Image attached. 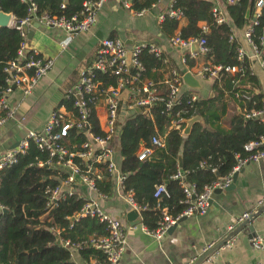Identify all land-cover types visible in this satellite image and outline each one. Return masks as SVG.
Returning <instances> with one entry per match:
<instances>
[{"label":"trees","instance_id":"trees-1","mask_svg":"<svg viewBox=\"0 0 264 264\" xmlns=\"http://www.w3.org/2000/svg\"><path fill=\"white\" fill-rule=\"evenodd\" d=\"M31 1L36 8V17L42 14L70 17L80 10L81 3L86 0H66L63 9L59 8L61 0ZM254 1L238 0L235 5H224L226 21L217 24L211 13L213 6L210 1L172 0L173 9L181 13V21L165 16L159 25V32L163 37L170 38L177 33L182 40L201 38L203 34L200 25L206 27L207 34L204 37L208 52L199 56L198 60L187 59L186 66L189 69L198 64H195L196 61H201L209 65H242L245 73L243 77L220 73L211 80L209 95L183 86L171 109L166 110L163 103H154L147 114L134 111L119 126L117 144L121 158L120 174L124 176L122 191L124 194L131 193L139 208L141 225L146 230L156 227L162 209H166L171 217H176L182 211L181 191L176 181L171 180L177 170L187 173L186 181L192 183L196 193H199L204 186L227 175L234 165L233 156L241 153L243 145L256 141L263 132V127L257 120L243 119L240 113L228 111L230 103L241 112L242 109H259L263 102L255 78L248 74L247 61L239 63L235 59L238 42L229 40L231 29L240 32L249 24ZM157 2L158 0H132L131 8L134 11L148 9ZM247 10L249 14L246 18ZM0 11L10 14L14 23H17L27 17L28 7L18 0H0ZM263 29L264 5L257 18V26L253 29L255 43L258 37L262 36L264 39ZM22 42L19 32L14 28L0 29V95L5 88L4 67L15 58ZM139 61L143 71L138 80H150L158 84L162 94L168 87L165 82L173 79L169 72L175 70L181 75L174 63L164 55L155 58L143 52ZM131 73L134 70L131 69ZM92 74L93 81L98 85L96 91L87 96L92 100L87 121L89 132L101 137L103 134L95 118L93 105L96 106L103 100V92L107 86H115L116 78L97 71ZM234 93H246L249 100L244 102L234 99ZM191 94L196 96L194 102L190 101ZM73 103V99H61L57 107H63L75 119L77 113ZM178 118L186 121L197 119L187 136L169 129L170 122ZM153 137L163 139V148L151 146ZM84 142V133L72 127L60 143L68 152H82ZM140 146L152 150L150 157L142 162L135 155ZM47 161V154L38 150L33 142H29L24 154L17 157L16 163L0 171V264H71L70 253L61 246V241L80 245L77 253L84 262L94 258L97 264H101V253L88 247L87 241L91 237L105 236V224L88 216L70 222L86 201L76 195H64L55 202L53 209L48 210L46 207L48 193L57 188L65 178V174L46 167ZM74 162L79 168L84 165L77 159ZM38 163L42 166L38 167ZM92 166L104 172L103 179L94 183L96 192L106 198L110 197L112 182L104 171L106 165L92 163ZM158 185L165 187L168 197H161L159 200L153 198L154 187ZM51 228L57 234L51 233ZM32 250L35 252L28 253Z\"/></svg>","mask_w":264,"mask_h":264},{"label":"built area","instance_id":"built-area-1","mask_svg":"<svg viewBox=\"0 0 264 264\" xmlns=\"http://www.w3.org/2000/svg\"><path fill=\"white\" fill-rule=\"evenodd\" d=\"M18 1L27 5L28 14L25 19L17 22L18 26H16V23L14 22L10 26L19 32L23 42L17 50L15 58L8 61L3 70L6 77L4 80L5 88L0 95V129H2L9 119H13L14 117V110L10 108L7 103L8 97L11 95L12 91H18L22 97L28 96L36 83L41 78L45 77L53 65L51 59L43 58L39 55L37 50L27 46L26 37L21 27L23 25L29 27L30 23L34 22L40 27L61 31L69 41L75 35L87 33L95 25L96 12L105 0L83 1L80 10L70 17H65L63 15L52 16L48 14H42L36 17V8L31 0ZM159 1L160 0H158V2ZM207 1L212 3L213 7L211 13L215 16L217 24H222L225 21L222 11L223 5L230 6L238 3V0ZM65 2L66 0H61L60 9L64 8ZM118 3L122 9L128 11L136 18H141L157 5V3L152 4L148 9L134 11L131 8L132 0H118ZM263 5L264 0L254 1L252 5L251 19L243 31V39L250 48V54L247 55L239 46L236 50L235 57L236 61L239 63L244 60L247 61L248 74L253 77L254 75L250 70L249 60H255L264 73V39L261 36L256 39V43L253 41V29L257 26V18L260 15ZM165 16L176 21H181L182 19L180 11L173 9L172 3L163 14L161 13L158 15V24L162 23ZM200 31L203 36L199 39L182 40L178 37L177 33L169 38V44L173 48L178 49V51H181V65L185 66L187 59H194L203 56L208 52L204 37L207 34V29L205 26L200 25ZM229 40H234L232 33ZM66 42L67 41L65 40L63 43ZM193 45H196V51H191ZM143 52H146L155 58H160L163 55L162 49L154 44L137 43L130 48H127L118 39L107 38L99 41L97 43L95 57L91 66L81 71L78 74V79L74 85L70 89L64 91L62 99L66 101L73 99V108L77 113V117L73 119L63 107H59L52 111L42 131H28L25 134V137L20 140L14 148L0 155V171L14 165L17 157L24 154L28 147V143L33 142L38 150L47 154L48 161L45 163L46 167H50L65 174V178L60 185L48 193L46 203L48 210L53 209L55 202L64 195H76L78 198L82 199L79 195L73 192L74 187L79 186L92 191L101 200L106 199L105 196L98 194L94 187L95 181L103 179L104 172L95 169L92 166V163H104L106 165L104 171L110 178L116 172V168L112 162V149L110 144L114 141L115 133L120 126V122H118L120 103L119 94L122 91H126L127 98L125 105L126 110L129 112V116H131L136 109H138V112L140 113L147 114L149 108L154 103H163L166 110L171 109L184 86L182 82L184 72L181 73V75H178L175 70L169 72L173 79L169 82H165L168 87L164 94L160 92L158 84H155L150 80L139 81V74L143 71L139 56ZM163 63H166V60H163ZM131 69L134 70V73H131ZM93 71L102 74L107 73L116 78L115 86L113 87L109 85L103 92L104 98L101 102L103 104L104 123L102 129L96 113L97 105H93L95 118L97 119L98 126L103 134L101 137L94 136L89 132V123L87 121L91 112L90 105L92 104L91 98H87V96L93 94L98 85L93 81ZM220 73L243 77L245 72L242 65L221 66L209 65L206 63L200 65L194 73H191V75L200 80H212ZM233 98L241 99L244 102L249 100V96L246 93H234ZM195 100L196 96L191 94L190 101L194 102ZM238 113H240L243 119L257 120L263 127L262 134L256 141H251L243 145L241 153H237L233 156L234 165L227 175L204 186L199 193H196L195 187L192 183L186 181L187 173L177 170L171 176V180L176 181L181 191L182 199L180 200V204L183 205V209L176 217L169 216L166 209H162L160 211V219L156 223L154 229L146 230L142 227L141 230L143 233L151 240L160 242L168 230L181 218L204 215L209 207V200L213 192L215 190L222 191L228 188L232 182L233 174L238 173L240 169L250 163H264V102H262L259 109L252 108L249 111L242 109V111ZM186 122V120L181 118L172 120L169 129L178 131L182 135ZM72 127L84 133L85 142L82 144V152H68L60 143L66 136V132ZM163 145V139L154 137L151 139L152 147L163 148ZM151 153V149L140 146L135 154L136 159L139 162H142L148 159ZM74 159L82 161L84 165L79 168L74 162ZM89 162L91 164H89ZM37 166L41 167L42 164L38 163ZM211 172L213 173L214 169H212ZM118 179L121 181L122 185L124 176L120 174L118 175ZM64 187L66 190H64ZM124 196L129 207L139 211L138 206L133 201L131 193L128 192L124 194ZM161 197H168L165 187L163 185L155 186L153 198L159 200ZM85 201L86 203H84L79 212L74 214L71 219L76 221L88 216L96 218L100 223H104L106 235L89 238L87 246L101 253L103 257L101 264H118L125 251V237L121 224L117 220L106 215L99 207L97 201ZM247 217L248 215H243L238 220V223L245 220ZM49 231L51 233H56L53 228ZM263 242L262 237H254L250 239V246L256 251H262ZM230 244V241H227L223 247L228 248L230 247ZM61 246L70 253V256L80 248V245H70L68 241H61ZM195 260L196 259L194 258L191 259L188 264H193Z\"/></svg>","mask_w":264,"mask_h":264},{"label":"crops","instance_id":"crops-1","mask_svg":"<svg viewBox=\"0 0 264 264\" xmlns=\"http://www.w3.org/2000/svg\"><path fill=\"white\" fill-rule=\"evenodd\" d=\"M171 3L172 0H160L155 8L141 18H136L122 9L118 0H105L96 12L95 25L87 33L75 35L69 41L59 30L40 26L37 29L29 27L33 31V36L28 47L37 50L43 58L51 59L53 65L28 96L22 97L18 91L13 90L8 97L7 103L14 110V117L0 129V155L15 147L28 131H42L50 113L59 108L57 105L63 98L64 91L74 85L81 71L91 66L97 43L103 39L109 37L118 39L127 48L137 43L154 44L162 49L163 55L174 63L180 73H194L203 63L196 61L195 64H198L190 69L186 65H181V51L173 48L168 42L169 38L163 37L159 32L160 24L157 17L163 14ZM222 11L226 21L224 5ZM231 31L234 40L237 42L239 40V46L240 41L245 43L244 30L237 32L231 29ZM65 40L67 42L63 43ZM246 46L248 47L247 44ZM243 51L247 55L250 54L249 47L248 50L243 49ZM196 59L200 58L196 57L192 60ZM255 62L249 60L250 70L256 79L252 65ZM195 79L202 85L199 91L209 95L211 80ZM259 86L264 102V94ZM123 92L125 95L121 97ZM126 98V91H122L119 94V108L121 104L125 105ZM228 111L239 112L232 103L229 104ZM96 113L102 129L104 111L101 101L98 102ZM127 117L129 112L122 122L118 117L120 125ZM117 139L114 138L110 144L112 162L116 168V172L111 176V196L101 200L95 193L81 186L74 187L73 192L84 200L97 201L106 215L121 224L125 237V251L118 264H188L191 259H198L222 240L239 224L238 220L243 215L254 213L264 204V163H250L239 170L232 189L211 195L210 205L204 215L185 218L172 231L166 233L160 242H155L141 230L139 211L130 208L125 201L121 181L118 179L121 158L118 154ZM115 147L117 150L114 151ZM130 211L138 213L139 225H130L131 222L127 217ZM252 228L256 237H262L264 241V212L252 223ZM229 241L230 247H220L202 264H264V242L263 250L256 251L250 246V240L246 235L239 233ZM70 263L98 262L94 258L84 262L76 251L70 256Z\"/></svg>","mask_w":264,"mask_h":264},{"label":"water","instance_id":"water-1","mask_svg":"<svg viewBox=\"0 0 264 264\" xmlns=\"http://www.w3.org/2000/svg\"><path fill=\"white\" fill-rule=\"evenodd\" d=\"M249 14V10L246 11V18L248 17ZM13 18L10 14H5L3 12L0 11V29H4V28H9L12 24H13ZM16 26H18V23H16ZM33 29H37L38 28V24L31 22L30 26ZM29 27L23 25L21 27L23 33L25 34L26 37V43L27 46H29L30 40L33 36V31L31 29H29ZM192 50L196 51V45L192 46ZM182 82L184 84L185 87H187L188 89L191 90H196L199 91L202 88L201 83L196 80L190 73H184L182 76ZM125 92H123V94L121 95V97H123L125 94ZM136 112H138L139 110L136 109ZM197 121L196 118L191 119L189 121H187L186 126L184 128V130L182 131V135L183 136H187L190 132L191 126L192 124ZM14 148V147H13ZM12 149V148H11ZM117 150L116 147L114 148V151ZM180 160L178 161V167H180ZM236 175L237 173L233 174L232 176V182L230 184V186L226 189H224L223 191H227L228 189H232L235 179H236ZM221 191L220 190H215L213 192V194H219ZM209 205H210V200H209ZM4 212V211H3ZM264 212V204L262 206H260L254 213H251L250 215H248V217L241 221L238 225H236L234 227L233 230H231L222 240H220L218 243H216L214 246H212L211 248H209L205 253H203L198 259H196V261L193 264H202L204 263L216 250H218L220 247H222L227 241H229L231 238H233L235 235L237 234H243L246 235L247 238L250 240L254 237H256L253 228H252V223L255 221V219L262 213ZM128 220H130V225L131 226H135V225H139L140 221L138 219V213L136 211H130L127 214ZM185 218H181L179 219L175 225H173L167 233H169L170 231H172L177 224H179L181 221H183ZM73 220L70 219V222H72ZM35 250L29 251L28 253H34Z\"/></svg>","mask_w":264,"mask_h":264},{"label":"rangeland","instance_id":"rangeland-1","mask_svg":"<svg viewBox=\"0 0 264 264\" xmlns=\"http://www.w3.org/2000/svg\"><path fill=\"white\" fill-rule=\"evenodd\" d=\"M239 43V40H238ZM240 46L244 49V50H248V47L246 46V44L243 41H240ZM253 65V69H254V73H255V77H256V82L258 85H260L259 87L261 88L263 94H264V73L263 71L258 67L257 63L255 62ZM60 98V96H59ZM128 114V112L125 109V105L121 104L120 108H119V120L120 122H122L123 118ZM119 135V127L117 128V131L115 133L114 138H118Z\"/></svg>","mask_w":264,"mask_h":264}]
</instances>
